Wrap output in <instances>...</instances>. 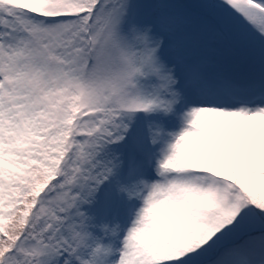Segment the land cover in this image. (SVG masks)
Returning a JSON list of instances; mask_svg holds the SVG:
<instances>
[{
  "label": "snow or ice",
  "instance_id": "6c2138e0",
  "mask_svg": "<svg viewBox=\"0 0 264 264\" xmlns=\"http://www.w3.org/2000/svg\"><path fill=\"white\" fill-rule=\"evenodd\" d=\"M0 264H264V0H0Z\"/></svg>",
  "mask_w": 264,
  "mask_h": 264
},
{
  "label": "trees",
  "instance_id": "16d2710c",
  "mask_svg": "<svg viewBox=\"0 0 264 264\" xmlns=\"http://www.w3.org/2000/svg\"><path fill=\"white\" fill-rule=\"evenodd\" d=\"M243 57H241V59H242Z\"/></svg>",
  "mask_w": 264,
  "mask_h": 264
}]
</instances>
